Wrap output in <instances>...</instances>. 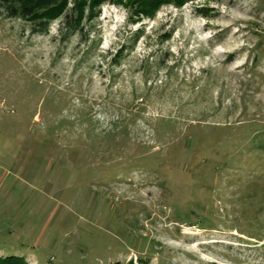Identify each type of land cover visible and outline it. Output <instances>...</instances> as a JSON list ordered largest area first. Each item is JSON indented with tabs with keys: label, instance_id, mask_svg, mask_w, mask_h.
I'll return each mask as SVG.
<instances>
[{
	"label": "rangeland",
	"instance_id": "obj_1",
	"mask_svg": "<svg viewBox=\"0 0 264 264\" xmlns=\"http://www.w3.org/2000/svg\"><path fill=\"white\" fill-rule=\"evenodd\" d=\"M150 14L0 7V258L264 264V0Z\"/></svg>",
	"mask_w": 264,
	"mask_h": 264
},
{
	"label": "trees",
	"instance_id": "obj_2",
	"mask_svg": "<svg viewBox=\"0 0 264 264\" xmlns=\"http://www.w3.org/2000/svg\"><path fill=\"white\" fill-rule=\"evenodd\" d=\"M105 1L120 0H0V7L8 17L29 22L33 33H46L50 23L57 19H60L61 31L74 32L82 30L84 13ZM193 1L196 0H138V7L146 17L151 18L153 15L150 13L155 12L162 4H174L179 7ZM69 2H72V6L66 10ZM0 264H25V262L21 257L8 256L0 258Z\"/></svg>",
	"mask_w": 264,
	"mask_h": 264
}]
</instances>
